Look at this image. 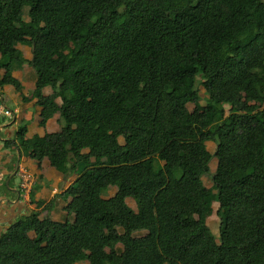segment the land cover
<instances>
[{
  "label": "trees",
  "instance_id": "1",
  "mask_svg": "<svg viewBox=\"0 0 264 264\" xmlns=\"http://www.w3.org/2000/svg\"><path fill=\"white\" fill-rule=\"evenodd\" d=\"M25 41L42 123L59 112L60 131L20 127L4 145L77 174L73 220L21 216L0 230V264H264V0H0L3 83L17 90ZM213 157L218 240L202 182Z\"/></svg>",
  "mask_w": 264,
  "mask_h": 264
},
{
  "label": "crops",
  "instance_id": "2",
  "mask_svg": "<svg viewBox=\"0 0 264 264\" xmlns=\"http://www.w3.org/2000/svg\"><path fill=\"white\" fill-rule=\"evenodd\" d=\"M25 19L28 20V17ZM16 47L22 52L25 63L21 69L12 70L10 74L20 83V90H17L14 85L3 83L6 70L0 64V101L14 110L16 115L14 122L5 120L0 125V230L32 211H39L41 219L50 217L54 221L67 219L72 221L73 214H69L65 209L71 198H65L63 193L77 178L75 172L67 173L66 169H56L46 157L39 162L27 153L20 151L14 144L10 146L12 150L4 145L6 140H16V133L20 127H24L25 138L44 136L60 131L59 112L47 119L44 124L42 123L43 108L38 104L36 73L30 65L33 56L31 44L25 41L18 43ZM42 93L44 96H50L53 89L46 86L42 89ZM55 102L60 106L62 100L57 97ZM212 143L211 140L205 142L210 153L214 152V149H211ZM213 144L215 146V142ZM84 152H88V149H85ZM17 164L23 166L34 178V185L27 198H23L21 195L19 177L16 173ZM216 166L211 173L214 174ZM3 186L5 190L2 188ZM114 187L116 186L111 189ZM116 189L111 192L112 194L109 190L105 197L113 196ZM127 200L126 202H128ZM131 208L137 210L136 205ZM74 264L84 263L78 261Z\"/></svg>",
  "mask_w": 264,
  "mask_h": 264
},
{
  "label": "rangeland",
  "instance_id": "3",
  "mask_svg": "<svg viewBox=\"0 0 264 264\" xmlns=\"http://www.w3.org/2000/svg\"><path fill=\"white\" fill-rule=\"evenodd\" d=\"M72 47H74V45L70 44V48H72ZM65 51L66 52L69 51V48H67ZM199 82H200V80H199V76H198L196 78L195 85H196L197 89L201 92V94L203 96V98H201V100H200V104L204 105L205 104V101H204L205 89L199 84ZM205 97H206V95H205ZM61 100H62V98H61ZM222 105H223L222 109L224 110L225 115H228L229 112H230L229 105H227V104H222ZM188 108L192 111L194 109V104L193 103H188ZM119 141H120L121 144L124 143V139H123L122 136H119ZM213 143H212L211 149L212 150L214 149V151H215L216 144L214 146ZM9 150H12V147H10ZM16 157H17V155H16ZM216 164H217L216 158L213 157L211 159V161L209 162L208 166H207L208 171L206 172L205 176L203 177V181L202 182H203V185L205 187H207L208 189L211 190V193H212V203H211V207L212 208H211V212L207 215L206 223H207L208 227L211 229V231L213 232V234L216 236V238L218 240V237H219V226H220V218H219V216L217 214V210L219 208V202L217 200V193H218L217 191L218 190H217L216 185L212 181L213 173H211V171H214V167L216 166ZM19 184H20V181H19ZM2 188L5 190L4 186ZM115 189H116V187L112 188L110 190V194H112L111 192H113ZM127 201H128L127 202L128 206L135 207L136 204H135L133 199L129 198ZM145 233H146L145 231H142V232L137 233V235L141 236V235H144ZM31 235H32V233H31ZM121 248H122V245L120 243H112L110 245V247L107 248V252H109L111 249L120 250ZM81 261H83L84 264H88L89 263L87 258H84Z\"/></svg>",
  "mask_w": 264,
  "mask_h": 264
},
{
  "label": "built area",
  "instance_id": "4",
  "mask_svg": "<svg viewBox=\"0 0 264 264\" xmlns=\"http://www.w3.org/2000/svg\"><path fill=\"white\" fill-rule=\"evenodd\" d=\"M16 118L14 110L0 101V125L5 120L14 122ZM16 173L20 181V190L23 198H27L34 185L33 176L20 164H17Z\"/></svg>",
  "mask_w": 264,
  "mask_h": 264
}]
</instances>
